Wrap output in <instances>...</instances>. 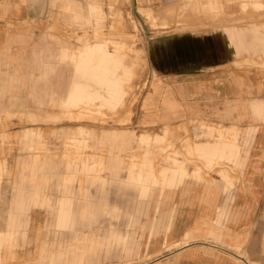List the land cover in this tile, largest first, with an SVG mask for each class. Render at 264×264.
I'll use <instances>...</instances> for the list:
<instances>
[{"label":"crops","instance_id":"crops-1","mask_svg":"<svg viewBox=\"0 0 264 264\" xmlns=\"http://www.w3.org/2000/svg\"><path fill=\"white\" fill-rule=\"evenodd\" d=\"M183 1L210 12L221 10L225 17L223 22L191 25L178 39L165 41L163 51H154V75L141 103L144 121L149 130L190 121L242 129L244 134L247 129L259 130L255 148L251 142L232 163L224 162L230 171V166L239 168L235 173L238 183H232L226 170H214L215 165L223 163L212 158L211 165L202 159L217 176L210 181L197 179L199 173L194 171L193 177L187 173L185 179L169 178L164 182L160 171L156 175L153 170V177L144 187L138 177L141 164L138 168L134 162L123 167L119 153L132 150L134 140L139 145L142 141L151 144L156 139L164 140L167 131L155 136L144 133L134 139L132 134L113 130L115 145L109 149L107 178L100 177L101 162L96 164L99 168H80L86 173L87 183L99 184L100 203L90 200L93 195L88 191L77 201L69 186L71 176L61 177L56 201L43 191L31 193L28 199L20 192L12 194L17 186L14 189L8 178H0V264H92L103 261L113 251H118L117 255H152L162 248L164 256L153 264H264V23L227 21L242 17L249 6L258 12L244 15L257 21L264 16V4L261 0ZM105 2L0 0V166L5 171L19 159V145L28 142L27 130L38 128L22 125L17 117L23 113L44 111L45 105L54 104L65 114L83 111L87 118L94 113L103 116L102 111L115 112L123 104L126 84L133 76L125 44L96 40L72 50L64 41L57 39L53 44L44 35L56 16L67 27L84 25L91 19L99 23ZM80 76L83 82H79ZM111 80L116 86L108 92ZM81 89L85 97L95 95L104 100L69 104V95ZM109 95L114 100L108 102ZM87 136L88 131L79 127L70 139L85 146ZM203 150L224 152L225 148L202 143ZM93 169L94 175L90 174ZM122 169L124 177L119 174ZM112 184L136 191L139 202L131 209L114 204L105 211L106 187ZM40 208L51 213V221L44 223ZM101 214L115 219L124 216L130 226L140 217L148 221L150 217L157 225L147 227L142 245L134 236L123 235L111 221L101 227V233H95L93 225ZM80 226L88 231H80ZM162 228L165 231L161 233ZM50 230L69 231L77 239L83 236L76 248L69 250L68 257H60L56 250L43 245Z\"/></svg>","mask_w":264,"mask_h":264},{"label":"rangeland","instance_id":"rangeland-1","mask_svg":"<svg viewBox=\"0 0 264 264\" xmlns=\"http://www.w3.org/2000/svg\"><path fill=\"white\" fill-rule=\"evenodd\" d=\"M261 2L264 4V0H261ZM102 10L104 15H102L101 20L97 19L99 23L91 19L84 25L74 24L67 27L62 25L60 16L53 17L51 25L47 27L46 32L48 33L45 32L44 35L47 34L48 39L53 44L57 39L64 41L72 50L85 42L92 43L96 40L119 41L125 44L124 51L127 55L128 64L132 66L133 76L126 84L127 94L124 102L115 112L102 111L103 116L94 113V115L84 118L85 113L83 111L67 112L65 114L62 108L54 104L45 105L44 111L27 112L18 116L17 118L22 121V125L25 124L28 127L38 126V128L27 130L26 135H29V137L27 136L28 138L25 137V139L28 142L24 140L25 142L19 145V159L16 160L11 170L5 171V168L0 166V178H8L14 184V189L17 186L16 191L12 194L17 195L20 192L22 198L24 196L25 199H28L31 193L43 191L51 201H56L60 195L58 185L61 177L71 176L69 186L72 188L73 195L77 197V201H81L88 191V194L93 195L90 200L100 203L99 184L91 185L87 183V176L84 175L86 173H83L80 168L83 165L99 168L96 164L101 162L100 177L107 178L109 149L112 145H115L111 137L113 130L132 134L134 139L144 133L155 136V134H162L163 130L167 131L164 140L156 139L151 144L142 141L141 145L134 140L132 150L126 149L119 153L123 167L132 162L137 165V168L141 164L138 177H140L139 183L144 187L153 177V170L156 175L160 171L159 174L164 182L169 178L185 179L187 173L193 177L194 171L199 173L195 176L197 179L201 177V181H210L217 176L215 172L204 166L202 159L211 165L212 158H216L223 163L215 165L214 170H226L232 183L237 184L239 179L235 173L238 172L239 168L233 165L230 166L232 167V171H230L228 169L229 164L224 162L232 163L239 152L249 147V143L253 142L254 147V140L259 135V130L247 129L244 134L242 129H227L217 125L208 126L205 123L193 121L176 127L149 130L144 121L145 115L141 110V103L154 75L152 58L154 57V51H163L165 41L178 39L179 35L191 25L203 22L211 23L212 21L223 22L225 16L221 14V10L210 12L200 5L183 0H106ZM262 10L264 13V9ZM248 11L258 12L250 6L244 14ZM244 14L242 17L236 18V21L234 19L227 21L233 20L234 23L260 21L264 23V16L258 17V20L255 21L254 18ZM193 33L189 32V34ZM79 38H83L85 41L80 42V40L78 41ZM108 47L110 50L113 49L111 43L108 44ZM79 57L80 62H82V53H79ZM240 67L248 66L241 65ZM80 77L79 82H83L82 76ZM97 84H99V81H97ZM115 86V82L111 80L108 92L114 90ZM82 93V89L76 90V94L69 95L68 103L83 105L86 99L88 102L104 100L103 97L95 95L85 97ZM108 98V102L114 100V97L110 95ZM64 114L65 116H63ZM67 118L75 121H69ZM6 119H11V117ZM79 127L88 131L85 146H78L70 139L77 135ZM81 134L79 133V135ZM202 139H206V141L198 142ZM202 143L218 148L224 147L225 151L203 150L202 152ZM21 155L25 158H21ZM129 156H132V158ZM68 164L71 165L69 168ZM91 173L94 175L96 170L93 169ZM119 174L124 177V169ZM106 188L108 192L107 204L104 207L105 211H109L114 204H117L123 210L131 209L139 202L136 191L125 187L118 188L116 184ZM40 209L45 215L44 223L51 221V213L45 209ZM108 221L117 224L118 230L123 235H132L137 238L142 245L145 236L148 235L149 230L147 227L156 224L154 220H150V217L149 221L146 217H140L138 222L130 226L124 216L115 219L114 216L101 214L98 221L93 225L94 232L99 233L101 227H107ZM78 228L82 232L88 231L82 226ZM160 231L162 233L165 230L162 228ZM82 236L80 235L77 239L69 231L55 232L50 230L44 237L43 245L51 250H56L60 257L65 254L68 257L69 250L76 248L77 241L82 239ZM154 236H157V233ZM117 241L120 242L121 240ZM117 252L113 251L105 256L103 261L97 260L92 264H153L157 262V259L164 256L162 255L164 248L157 254L152 255H148L147 252L117 255ZM71 255L70 257H72ZM83 264L88 263L84 261Z\"/></svg>","mask_w":264,"mask_h":264}]
</instances>
